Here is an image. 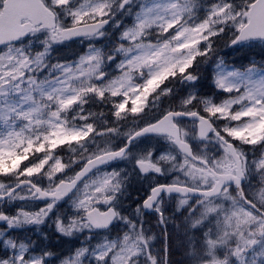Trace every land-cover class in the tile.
Returning a JSON list of instances; mask_svg holds the SVG:
<instances>
[{
    "label": "snow or ice",
    "instance_id": "1",
    "mask_svg": "<svg viewBox=\"0 0 264 264\" xmlns=\"http://www.w3.org/2000/svg\"><path fill=\"white\" fill-rule=\"evenodd\" d=\"M131 3L82 0L74 7V0H0V99L9 95L14 99L0 107L4 125L0 131V177H15L12 186L0 182V200L48 201L38 210L20 209L14 216L0 212V221L9 227L43 224L57 202L73 194L76 212L67 220L57 216L54 221L62 235L106 229L117 219L128 223L129 231L122 240L106 241L91 253L87 247L78 248L60 264H86V255L96 264H138L142 253L148 264H158L149 250L153 237L145 234L142 224L122 217L115 207L124 184L123 170L102 171L109 162L132 156L129 147L138 138L158 137L174 151L155 158L151 149L136 154L135 167L141 174L177 175L170 183H156L142 208L153 209L159 215L158 223L166 224L163 196L175 193L177 207L188 206L189 212L195 213L186 217L192 229L209 217L215 218V233L211 229L204 233L208 258L201 264H249V252L255 255L254 264H264V147L253 159L244 148L264 146V68L252 65L243 72L229 70L223 59L217 58L213 82L228 94L219 103L190 90L178 103L158 107L161 97L172 95L167 81L177 77L189 83L197 80L190 69L194 63L213 60L218 52L216 39L226 29L230 35L225 46L264 42V0H240L239 7L230 0H218L199 20L193 18L198 0H152L140 6L113 54L89 44L76 61L50 64L53 45L104 36L115 12ZM61 13L70 20L64 22ZM152 32L158 34L156 42L146 39ZM37 33L44 34L40 40L43 47L33 53L23 42ZM115 54L122 57L118 74L105 80L103 65L114 60ZM44 71L47 75L39 79L37 74ZM89 96L112 103L114 126L98 129L88 122L90 117L104 115L85 113ZM73 109L75 115L69 120L67 114ZM129 119L135 126L121 131L120 122ZM217 121L225 123L221 127ZM110 136H124L126 142L113 147L110 142L101 146L95 141ZM90 139L96 143L92 150L87 146ZM210 143L216 146L215 155L203 150ZM64 147L74 154L67 162L55 154ZM74 164L77 168L66 174ZM253 174L258 177L256 185L246 189ZM41 176L48 180L46 187L33 182ZM194 195L198 198L190 204ZM100 204L106 206L104 211ZM142 208L136 209L137 215H142ZM4 246L11 254L6 251L0 256V264H45V257L51 255L45 252L26 258L28 246L11 239L4 240ZM218 246L228 249L224 258L216 256ZM163 259L168 264L167 249Z\"/></svg>",
    "mask_w": 264,
    "mask_h": 264
},
{
    "label": "rangeland",
    "instance_id": "2",
    "mask_svg": "<svg viewBox=\"0 0 264 264\" xmlns=\"http://www.w3.org/2000/svg\"><path fill=\"white\" fill-rule=\"evenodd\" d=\"M207 2L218 0H206ZM82 0H74L73 6H78ZM230 2L235 3L238 7L240 2L237 0H230ZM237 2L239 4H237ZM152 0H132V3L126 5L125 10L116 11L112 16L111 26L109 29L105 31V35L101 37H96L91 40H80L77 46L80 47L81 53L75 56L76 52L72 46H67L66 51L63 52L58 51L64 45V43H59L53 45L52 50L49 54V62L50 64H55L57 62H74L78 59L80 55L85 53L88 50L89 44H93L96 48L101 49L103 52L108 54H113V50L119 43H122L120 36L122 31L126 26H131L135 21V14L140 11V6L142 4H151ZM127 9L131 11L128 12ZM206 6H198L195 10L194 19H202L207 11ZM61 18L64 22H68L70 18H64L61 13ZM157 33L152 32L149 36L146 37L147 40L152 42H156ZM222 39L225 36H221ZM220 37V39H221ZM44 38L43 33H37L35 36H30L23 42V46L27 50H31L33 53L40 51L42 49V44L40 40ZM31 41V43H29ZM222 41V40H221ZM257 41L249 42L237 47H233L232 45L227 46V50L225 49L224 53L221 56V53L217 52L216 56L213 57L212 61L204 64L200 63L197 65L199 72H195V65L190 69L193 74L197 75V80L195 82L189 83L187 81H182L179 77L173 78L170 81L166 82V86L172 89L171 97H161V100L158 102L159 108L167 107L169 103H178L179 100L186 96L190 90H194L195 94L198 96H202L205 98L210 97L214 102L219 103L223 98H225L228 94L224 93L222 90L216 88L213 82V72L215 70V61L217 58H222L224 64L228 66L229 70H240L243 72L246 68L251 67L252 65H256L257 68H264V42L260 45L256 44ZM219 45L221 43H218ZM17 46H21L19 43ZM215 46V45H214ZM216 47V46H215ZM217 48V47H216ZM241 50V54L239 55V51ZM55 54L57 56L55 57ZM230 54V55H229ZM232 54V56H231ZM230 56V57H229ZM248 60H247V59ZM122 57L119 54H115V59L112 61H108L103 65V71L106 73L104 77L105 80L110 79L111 77L118 74L117 65L120 62ZM195 64V63H194ZM236 66H242L243 69H238ZM38 75L39 79H43L47 75V71L41 72ZM139 80V78H138ZM142 82V80H140ZM87 103L84 105L86 112L93 113H101L107 112L109 113V117L107 115L103 116H93L90 117L89 123H94L98 129H104L107 127L114 126V117L111 115L112 112V103H106L104 101L98 102L99 99L95 96H89L86 98ZM14 102L13 96L9 95L6 99H0V107H3L5 103ZM95 102L98 105L104 103V107L95 106ZM118 102V101H117ZM95 109V111L93 109ZM153 112L156 111L155 108L152 109ZM72 112V114H70ZM67 114V118L71 120V117L75 115V109L70 111ZM145 117L148 118V110L145 111ZM106 122V123H105ZM190 123V122H187ZM217 123L222 127L225 122L217 121ZM121 131H125L130 127H133L132 120L129 119L127 122H120ZM4 130L3 121L0 120V131ZM102 138V139H101ZM126 137L124 136H110V137H96L95 141L100 143L101 146L105 142H110L113 147L116 146V143L125 141ZM151 141H140L131 150L134 153L128 159L122 160L120 163L113 165L110 168L104 169L102 171L111 172L121 171V176L124 178V184L122 187L121 193L118 194V202L115 207L120 212L122 217H127L129 220L133 221L138 225H143L145 229V234L147 236L153 237L150 241L149 250L152 255L156 257L158 264H164V255L165 249H167V261L168 264H201L202 260L207 259L206 252V244L204 233L211 229L213 234L215 233V218L209 217L208 220L204 221L202 225L197 226L195 229H192L190 224L187 222L186 217L189 215H195V213H190L188 206H184L181 208L177 207L178 199H173L168 201L167 199L163 200L162 210L164 215L167 218L166 224L158 223L159 215L152 213L151 215H146L142 208V202L149 195L148 193L151 191L153 184L159 181H170L176 177L175 172H165L163 175L150 173L149 176L144 177L139 172V169L135 167L134 161L137 158L136 154H142L147 152L148 150H153V157H158L161 153L167 151H174V149L170 148V145L166 141V145H162V140ZM158 144L159 155L156 156L157 149H154V146ZM196 142H193L195 147ZM90 150L96 147V143H94L91 139L87 144ZM203 147V145H201ZM261 145L258 146H250L245 145V151L247 152L250 159L256 158L261 153ZM204 151L209 152L212 155L216 154V146L214 143H210L206 148H203ZM70 153V154H68ZM56 155L60 156L65 162H67L74 154L71 153L67 147L63 153H59L56 151ZM62 154V155H61ZM41 155V154H37ZM35 159V157H33ZM9 163L11 161H8ZM29 163L28 161L25 162ZM166 167V166H165ZM77 168V165H72V167L66 169V174H72L73 169ZM136 178L137 182L133 181V184L130 185V180L132 178ZM33 179L36 180L34 177ZM258 177L253 174L249 177V181L246 183L245 188L254 187ZM0 182L5 183L8 186H12L15 182V177H0ZM41 186H47L48 180L46 177L41 176L37 181ZM140 190H144L141 192V195H137V192ZM144 197V199H143ZM73 196L64 203H59L55 205L52 213L49 214V217L46 219L45 223L36 225V224H21L13 227H9L8 224L0 223V256L7 251L11 254V251L6 249L4 246V240L11 239L15 241L17 244L23 243L28 246V251L25 253L26 258L28 256H43L45 252L51 253L50 256L45 257V264H60V262L70 257L74 252L81 247H87L89 249V253L97 246L102 245L106 241L107 242H118L122 240L124 233L129 231L128 223H126L122 219H117L114 227L105 233L96 232L94 230H83L80 232H74L72 236H64L59 233L55 228V219L59 216L62 220H67L71 217L75 212L71 200ZM131 199V200H130ZM35 199H12L8 200L5 203H0V212L4 214H8V211H11L14 208L12 214H8V216H14L17 214V211L20 209L35 211L45 205H39ZM37 203V204H36ZM133 203H135L134 206ZM195 201L190 200V204H194ZM99 208L105 210L106 206L103 204L98 205ZM142 208V215H137L136 211L130 213L131 209L135 210L137 208ZM166 233V236H165ZM187 243V249H184V244ZM192 247V248H191ZM193 247H197V251ZM261 251H264L262 249ZM228 252V249L218 246L217 250H215V254L218 258H224V255ZM86 264H96L94 258L90 255L85 256ZM235 259V258H230ZM138 264H148V260L145 254H141L137 257ZM255 255L249 252V264H254Z\"/></svg>",
    "mask_w": 264,
    "mask_h": 264
},
{
    "label": "trees",
    "instance_id": "3",
    "mask_svg": "<svg viewBox=\"0 0 264 264\" xmlns=\"http://www.w3.org/2000/svg\"><path fill=\"white\" fill-rule=\"evenodd\" d=\"M237 1L240 2V0H237ZM238 2H237V4H239ZM198 3H200L201 5H205L206 6V0H198ZM207 3L211 5L214 2L210 1V2H207ZM229 35H230V33L229 32H226L225 37L223 39H222V37H221V39L220 38H217L216 39L215 45H219V44H217V41H221L222 40L221 41V44L219 45L220 50H224V48L225 49L227 48V46H225V42L227 41ZM240 52H241V50H240ZM183 244H184V246H183L184 249H187V243H183Z\"/></svg>",
    "mask_w": 264,
    "mask_h": 264
},
{
    "label": "water",
    "instance_id": "4",
    "mask_svg": "<svg viewBox=\"0 0 264 264\" xmlns=\"http://www.w3.org/2000/svg\"><path fill=\"white\" fill-rule=\"evenodd\" d=\"M108 25V24H107ZM106 25V26H107ZM105 26V27H106ZM74 39V38H73ZM242 43H244V42H242ZM239 44H241V43H238L237 45H239ZM235 46V45H234ZM114 161V160H113ZM112 162V161H111ZM110 163V162H109ZM173 194H175V193H173ZM194 197H197L196 195H194ZM64 199V198H63ZM147 211H151V209H147ZM112 224H113V222L112 223H110V225L108 226V228H110L111 226H112ZM108 228H106V229H108Z\"/></svg>",
    "mask_w": 264,
    "mask_h": 264
},
{
    "label": "bare ground",
    "instance_id": "5",
    "mask_svg": "<svg viewBox=\"0 0 264 264\" xmlns=\"http://www.w3.org/2000/svg\"><path fill=\"white\" fill-rule=\"evenodd\" d=\"M246 185V184H245Z\"/></svg>",
    "mask_w": 264,
    "mask_h": 264
}]
</instances>
